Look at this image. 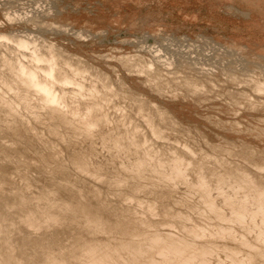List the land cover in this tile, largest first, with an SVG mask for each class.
I'll use <instances>...</instances> for the list:
<instances>
[{
	"label": "clouds",
	"instance_id": "1",
	"mask_svg": "<svg viewBox=\"0 0 264 264\" xmlns=\"http://www.w3.org/2000/svg\"><path fill=\"white\" fill-rule=\"evenodd\" d=\"M252 55L233 73L147 42L81 53L0 32V264H264Z\"/></svg>",
	"mask_w": 264,
	"mask_h": 264
},
{
	"label": "rangeland",
	"instance_id": "2",
	"mask_svg": "<svg viewBox=\"0 0 264 264\" xmlns=\"http://www.w3.org/2000/svg\"><path fill=\"white\" fill-rule=\"evenodd\" d=\"M3 13L23 19L9 22ZM0 21V32L29 33L75 52L115 53L147 42L169 54L219 61L233 73L264 49V19L244 0H0ZM236 37L248 52L217 47Z\"/></svg>",
	"mask_w": 264,
	"mask_h": 264
}]
</instances>
